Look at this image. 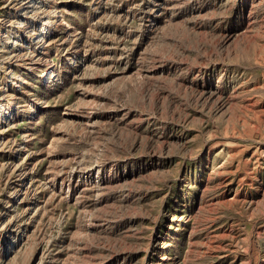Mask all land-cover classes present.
I'll return each instance as SVG.
<instances>
[{
	"label": "rangeland",
	"instance_id": "1",
	"mask_svg": "<svg viewBox=\"0 0 264 264\" xmlns=\"http://www.w3.org/2000/svg\"><path fill=\"white\" fill-rule=\"evenodd\" d=\"M0 264H264V0H0Z\"/></svg>",
	"mask_w": 264,
	"mask_h": 264
}]
</instances>
